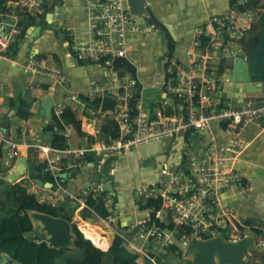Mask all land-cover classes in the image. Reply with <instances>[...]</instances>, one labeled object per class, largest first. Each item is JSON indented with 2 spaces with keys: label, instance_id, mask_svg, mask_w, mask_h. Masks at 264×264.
<instances>
[{
  "label": "built area",
  "instance_id": "1",
  "mask_svg": "<svg viewBox=\"0 0 264 264\" xmlns=\"http://www.w3.org/2000/svg\"><path fill=\"white\" fill-rule=\"evenodd\" d=\"M84 2L88 10L87 37L82 42L68 39L69 48L79 61L101 69L104 81L95 82L81 95L73 89L53 55L33 54L25 59L23 67L31 76L41 75L51 80L42 98L52 96L56 88L65 91L61 102L53 104V114L58 115L62 108L70 106L85 122L95 113L102 117L108 115L118 125V136L81 147L71 146L68 142L67 146L57 148L39 140L25 143V146L40 153L43 169L51 172L57 188L63 185L60 173L65 167L81 164L97 170L103 177L81 194L91 193L102 198L106 206L115 208L114 196L105 183L113 184L119 178L111 168L103 174V160L127 155L137 147L156 141L168 139L173 148L178 144V164L165 160L154 170L155 179L150 184L133 190L139 204L140 195L145 203L158 200L159 204L143 208L145 215L133 224L131 238L117 232L124 238L128 250L137 254L140 264L145 261L163 264L170 245L176 244L182 251L191 239L205 240L218 236L219 231L224 232L226 239L245 235L244 221L234 207L224 202L223 195L235 188L243 196L251 192V182L240 177L236 164L249 145L243 129L248 124L264 127V100L238 101L224 96L219 88L228 74L227 71L220 72L219 67L244 54L242 38L247 27L233 16H213L209 29L199 31L193 37L184 58L166 55L163 79L158 86L162 97L146 105L141 97L143 85L123 61L128 57L127 33L140 29L133 23L126 1ZM48 11L43 0H4L0 7V59L18 64L15 56L17 41L31 25L44 23ZM145 28L151 30L152 26ZM105 95L116 100L115 107L105 112H101L100 107L94 111L82 100V96L93 100ZM3 117L0 104V147L15 159L20 155V145L6 135V128L1 124ZM213 123L224 124L222 131L228 136L223 142L217 139ZM69 126H66V135ZM89 154L99 160H86ZM82 201L77 197V206ZM107 220L112 221V216ZM241 226L245 228L241 229ZM253 227L259 230L258 234L252 235L255 247L264 249V225Z\"/></svg>",
  "mask_w": 264,
  "mask_h": 264
},
{
  "label": "crops",
  "instance_id": "2",
  "mask_svg": "<svg viewBox=\"0 0 264 264\" xmlns=\"http://www.w3.org/2000/svg\"><path fill=\"white\" fill-rule=\"evenodd\" d=\"M43 1L48 5L49 10L45 15L44 23H34L31 25L28 32L17 41L15 56L18 58L19 63L17 64L0 59V87L2 86V89H0V104L4 111L3 120L8 118V124L2 126L6 128V135L19 143V157H24L27 162L35 163L40 167H42L41 165L43 164L42 156L36 149L27 148L25 143H33L37 140L42 144L49 143V133L43 132V128L48 122L45 117L40 114L39 109L41 107L40 100L45 94L48 86L51 85V80L41 75H29L23 67L25 59L33 54L38 56H46L49 54L55 57L57 56L61 68L69 78L73 89L81 95H84L95 82L102 83L104 81L103 77L94 78L89 74V71L97 70L96 68L98 67L90 63L83 64L71 53L69 48L68 39L82 42L87 37L88 10L84 0ZM246 1L247 0H147L157 18L169 25L171 30L175 33L176 40L174 42L180 45L184 43L183 48L178 49L179 51L176 55L172 54V57L175 58L185 57V53L193 37L197 32L209 29L210 19L213 16H233L238 22L247 27L244 38L246 40L249 39L251 34L248 33V29L251 24L255 22V16L249 12L240 11L238 9L239 4L243 5ZM261 3H264V0H261ZM259 10L261 11L263 9ZM132 20L140 29L127 33L128 51L130 49L134 51L132 63L129 59L128 62L131 65L130 67L134 69L132 70L133 75L139 80L137 73L139 71L142 73L145 72L152 61L153 55L150 53L156 54L158 51L155 50L156 43L149 39V34L155 32L152 29H146L145 27L148 26L134 15L132 16ZM58 30L63 33L66 38V42L68 43L66 49H60L58 40L55 38L54 32L56 33ZM253 35L254 33L252 36ZM156 36L158 37V35ZM244 43L246 44L247 42ZM153 45L154 51L151 52L152 49L150 46ZM163 48L165 49V45ZM160 53H158V55H160ZM165 61L166 58L164 63ZM227 80L228 77L227 79H222L219 89L224 96L234 100V92H227V90H229L225 84ZM151 86L153 89H157V94H154V97L150 101L145 102L141 96L146 105L152 100L162 97L161 92L158 91V86H160V84H152ZM246 94L247 96L234 95L242 99L235 100H250L253 102L264 100V87L259 93ZM248 94H252L253 96L248 97ZM64 95L65 91L63 89L56 88L55 93L51 97L54 103H59ZM17 98L18 100H16ZM11 99L15 103L14 107L8 102ZM22 101L29 106L27 118L19 117L18 108ZM11 110H13V114L8 116ZM101 122V114L95 113L93 117L89 118L88 122L84 120L81 121L82 129L95 138L101 130H105L104 127H101ZM212 128L219 141L223 142L227 139L228 135L222 131L220 124L213 123ZM66 131L68 142L71 146L81 147L88 144L87 139L79 137L72 126L67 127ZM243 135L249 140V145L237 162L236 170L242 179L251 182L252 189L250 194L246 196L241 195L237 188L229 190L223 195L224 202L228 203L239 212L242 221L249 220L252 226H262L264 225V127L248 124L243 129ZM178 148V144L173 148L171 142L167 139L142 145L133 149L127 155L108 157L114 158L110 168L113 169L115 176L119 178L117 182H114L117 183V188L114 187V183L113 187L117 194L123 196V198L118 199L113 195L117 207H112L113 211L111 216L113 220H108L111 225L106 223L105 219L98 218L104 221L108 229L112 231V240L117 232L123 233L126 237L131 238L133 236V224L138 221V217L141 216L142 218L145 215L144 210L141 208L139 210L136 206L137 201L135 200L134 191L133 189L131 190L128 182L126 181L120 184V181L126 179L139 169L143 173L147 171L150 174L146 177V180H151L147 183L150 184L155 179L154 170L158 169L165 160L172 164H178L180 157ZM18 158L12 159L8 156L7 151L0 147L1 178L6 179V177L14 171L15 162ZM108 158H105L103 162ZM147 159H149L148 166H143L142 162ZM82 168L85 174H80L74 179L72 185L75 189L73 187L68 189L78 197L80 196V194H77L78 189L82 186L83 181L94 172V170L87 165ZM69 172L70 171L66 172V184L69 182L68 179L73 178ZM24 179L25 181L27 180L29 191L36 194V196H48L51 198L50 203L62 201L61 197L56 194V188L41 187L34 183L29 176L22 177L21 181ZM41 179L45 181L43 179V173L41 174ZM83 206L84 202L82 201L74 213H78L80 216V211ZM81 219L84 220L83 218ZM251 235L254 234L251 233Z\"/></svg>",
  "mask_w": 264,
  "mask_h": 264
},
{
  "label": "trees",
  "instance_id": "3",
  "mask_svg": "<svg viewBox=\"0 0 264 264\" xmlns=\"http://www.w3.org/2000/svg\"><path fill=\"white\" fill-rule=\"evenodd\" d=\"M4 0H0V7ZM240 11L249 12L253 15L256 10L264 9V3L261 0H247L246 3L239 4ZM257 25L255 22L251 24L248 29L249 34L255 33ZM242 42H246L242 38ZM57 60L59 58L56 56ZM83 64L84 61H80ZM60 64V63H59ZM61 66V64H60ZM225 64L219 67L220 72H225ZM82 100L86 102L87 107L94 111L100 107L101 112L112 110L116 105V100L110 96L105 95L102 98H95L90 100L88 97L82 96ZM14 107V101H8ZM29 106L24 101L19 104V117L27 118ZM90 115V117H93ZM220 124V123H217ZM72 126L79 137L86 138L88 143L98 140L107 141L110 138L118 136L119 129L117 123L110 119L108 115L102 117L101 127L104 131H100L97 137L89 135L82 129L81 119L77 112L70 106L62 108L61 112L56 115L52 114V119L48 122L43 132L49 133L48 141L51 146L63 148L68 144V135L65 134L66 126ZM223 128L224 124H220ZM108 127V128H107ZM114 158H108L104 162L102 168L103 174L106 175L111 167ZM86 160L96 162L98 157L89 154ZM1 165V163H0ZM44 167V165H41ZM83 167V166H82ZM79 166L64 168L62 171L67 172L72 170L71 176L76 179L78 174L76 169ZM44 182L53 183L52 189L57 188L51 174L44 172ZM32 178V175L29 176ZM245 180V179H244ZM27 180L11 183L0 177V255H4L12 264H140L137 261V254L128 250L125 245L124 238L116 233L113 237L111 245L106 251H102L96 247L89 239L84 237L83 232L72 225L74 233V247L69 248H51L44 242V237L38 234L32 226V223L27 214L28 210H36L47 213L53 216H64L63 202L58 201L55 204L48 205L45 202L39 201L34 193H30L26 185ZM66 184V182H62ZM3 185V186H2ZM74 188V187H73ZM75 189V188H74ZM80 199L83 200L84 206L80 211V216L86 221L95 222L98 218L107 219L112 215V207L106 206L105 202L100 197H94L91 193L80 194ZM152 204H159L158 200H148L145 204H141V209L152 206ZM72 220V216L68 219ZM244 225L254 235L259 233L258 228H254L249 220H244ZM245 227H240L244 229ZM43 239L42 241H39ZM177 251V252H176ZM168 253L181 255V250L176 244H172L167 249ZM243 261L240 264H243ZM168 259L164 260L163 264H168ZM143 264H148L145 261Z\"/></svg>",
  "mask_w": 264,
  "mask_h": 264
},
{
  "label": "water",
  "instance_id": "4",
  "mask_svg": "<svg viewBox=\"0 0 264 264\" xmlns=\"http://www.w3.org/2000/svg\"><path fill=\"white\" fill-rule=\"evenodd\" d=\"M125 1L129 12L140 17L146 26H152L155 34L164 38L163 43L167 47V51H171L176 40L175 33L169 25L157 18L147 0ZM253 15L256 18L257 30L245 44L244 54L233 60L231 69V80L243 83L246 93H259L264 87V9L261 11L256 10ZM167 56L170 57L171 55L167 54ZM123 61L127 69L134 70L130 67L128 61ZM224 79H227V77H224ZM40 102L39 112L47 122H50L53 114V98L47 95ZM12 114L13 110L8 113V116ZM1 124L7 125L8 118L2 120ZM148 164L149 159L142 162L143 166H148ZM44 172L51 174L49 170H44L35 163L27 162L24 157H19L15 162L14 171L5 180L16 183L20 182L22 177L32 175L31 179L37 185L52 188L53 183L44 182L41 179V174ZM66 176V172L60 173L63 182L67 181ZM101 177L103 175L95 170L83 181L77 194H81L91 183ZM74 179H68L67 184L57 188V193L61 195L63 200L64 216L56 217L36 210L27 211L33 229L38 234L43 235L44 242L51 248L74 247L75 236L72 230L74 223L68 220L78 207L76 202L78 196L68 190L73 187L72 182ZM105 187L111 195L116 196L118 199L123 198V196L116 193L111 182H106ZM252 247H255V239L251 234H245L238 239H225L223 236L218 235L205 240L200 239L189 242L183 250V257L187 260V264H240L245 260L247 250Z\"/></svg>",
  "mask_w": 264,
  "mask_h": 264
},
{
  "label": "rangeland",
  "instance_id": "5",
  "mask_svg": "<svg viewBox=\"0 0 264 264\" xmlns=\"http://www.w3.org/2000/svg\"><path fill=\"white\" fill-rule=\"evenodd\" d=\"M135 17L137 19H141L138 16H135ZM48 27H50V26H48ZM54 34H55V38L58 40V44L60 45V49H62V50L66 49L67 46H68V43L66 42V38H65L64 34L59 32V30L56 33L54 32ZM149 36H150V38H149L150 41H154L156 43L155 44L156 45L155 46V48H156L155 50H157L158 52L156 54L150 53V54L153 55V57L151 59L152 61L148 65L149 67L146 68L145 72L142 73V72L139 71L137 73L139 81L143 84V87H144L143 94H142L144 102L145 101H150L154 97V94H157V89L156 90L153 89L151 85L152 84L153 85H155V84L158 85V84H160L162 82V79H163V77H162V67L164 65L163 63H164V60L166 58V55L167 54L176 55L178 53V51H179L178 49H182L183 46H184V43L182 45H180V44L174 42L173 45H172V50L171 51H167V47H165V49L163 48L164 47V44H163V39L164 38L163 37H161V36L157 37L155 33L149 34ZM251 38H252V35L249 37V39L246 40V42H248ZM150 47L152 49L151 52L154 51V45L150 46ZM160 51H161V53H160ZM133 53H134V51H132L130 49L128 51V55H127L128 56L127 61L129 59L131 63H132V60L134 59ZM158 53H160V55H158ZM232 63H233L232 60H228L226 62V67H225V70L227 71V74H228V80L225 83L227 85L226 86L227 89H229V90H227V92L231 91V93L234 92L233 93L234 95L237 94L238 96L239 95L247 96L246 92L244 91L243 83L233 82L231 80ZM96 69L97 70L89 71L90 76L94 77V78H99V77H103L104 78L103 71L101 69H98V68H96ZM0 89H2V86L0 87ZM234 95H233V98L242 100L241 98H238L237 96H234ZM252 96H253L252 94H248V97H252ZM16 100H18V98ZM71 173H72V170H70L69 174H71ZM76 173L78 175H80V174L84 175L85 174V171L83 170L81 164L79 165V168L76 169ZM149 175L150 174L147 171H144V173H143V172H141L138 169L137 171L132 173L126 179L121 180L120 184H123V182L127 181L128 184L131 187V190L132 189L134 190L135 188H137V186L141 187V186L147 184L148 182H150L151 180H149V181L146 180V177L149 176ZM43 178H44V176H43ZM26 185H27V189L29 191L27 182H26ZM114 187L117 188V183H114ZM37 197H38L39 201L45 202L48 205H51V204L53 205L56 202H58V201H55L54 203H50V201H51L50 199L51 198L48 197V196H37ZM138 198L140 199V203L143 205L146 200L141 195L138 196ZM141 204H139V202H137V204H136V206L138 207L139 210H140ZM74 214H76V213H74ZM74 214L72 216L71 222L73 221ZM142 218L140 216V217H138V220H142ZM97 220H99V219H97ZM105 220H106L105 221L106 223L111 225V223H109V221L107 219H105ZM77 227H78V225H77ZM227 232L229 234V231H227ZM244 232H245V234H251V232H250V230L248 228H245ZM217 235H221L225 239L227 238L223 231H219L217 233ZM194 240H200V238L191 239L189 242L194 241ZM182 248H184V247H182ZM102 251H104V250H102ZM181 252H182L181 255L174 254V253H168V254H166V259L165 260L168 259L169 263H174V264H187L188 263L187 260L183 257V249H182ZM244 261L245 262L243 264H264V249L258 248V247L249 248L247 250V254H246V257H245ZM0 264H12V263H10L8 261V259L4 255H0Z\"/></svg>",
  "mask_w": 264,
  "mask_h": 264
},
{
  "label": "bare ground",
  "instance_id": "6",
  "mask_svg": "<svg viewBox=\"0 0 264 264\" xmlns=\"http://www.w3.org/2000/svg\"><path fill=\"white\" fill-rule=\"evenodd\" d=\"M72 223L78 225L84 237L89 239L96 247L104 251L107 250L112 240L113 233L108 229L104 221L98 220L94 223H89L82 220L78 213H76Z\"/></svg>",
  "mask_w": 264,
  "mask_h": 264
}]
</instances>
